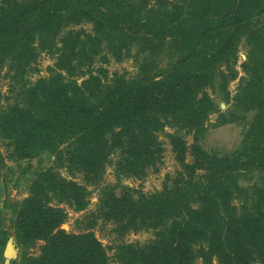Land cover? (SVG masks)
<instances>
[{"label":"trees","instance_id":"trees-1","mask_svg":"<svg viewBox=\"0 0 264 264\" xmlns=\"http://www.w3.org/2000/svg\"><path fill=\"white\" fill-rule=\"evenodd\" d=\"M84 25L89 30L73 29ZM133 49L164 55L168 64L159 70L136 61L133 78L104 67L131 58ZM38 51L54 63L46 78L20 83L0 107L8 150L0 166L5 158L18 164L53 153L68 172L97 184L111 156L116 171L142 178L160 159L158 133L166 127L191 134L192 144L168 134L181 171L149 195L101 188L78 234L60 229L61 206L85 210V186L40 171L28 196L9 207L18 264H111L90 232L97 220L113 223L120 236L154 233L146 244H117V264H264V0H0V73L15 80ZM237 68L243 75L231 98ZM209 91L232 102L219 123L255 113L226 159L198 144L215 112ZM37 242L43 245L31 256Z\"/></svg>","mask_w":264,"mask_h":264},{"label":"rangeland","instance_id":"rangeland-1","mask_svg":"<svg viewBox=\"0 0 264 264\" xmlns=\"http://www.w3.org/2000/svg\"><path fill=\"white\" fill-rule=\"evenodd\" d=\"M83 28L89 30V26H76L73 29L78 30ZM246 47L243 43L239 44L238 48V65L245 59ZM131 58H124L120 62L110 60L104 67L110 72H118L125 74L127 78H133L138 72V66L136 61L146 62L150 64V67H155L160 70L168 64V60L164 55L148 56L146 54L136 55L135 49L131 52ZM163 54H166L165 52ZM137 57V60L135 58ZM54 59L48 53L38 51L33 62H31L23 71H16L14 76L15 80L7 75L5 69L2 68L0 73V107L5 106L7 101H12L16 98L20 83L31 84L39 78H46L49 74L48 69L53 66ZM238 77L228 84V90L230 97H234L239 79L242 77L241 70L237 68ZM80 82V80L78 81ZM209 94L210 91H209ZM211 98L215 103V112H212L208 116L206 122V131L199 138L198 144L204 152L219 159L229 158L236 150L240 148L243 138L244 130L247 124L254 116V112H248L245 114H237V122L222 124L218 122L220 113L228 114V111L232 108V102L225 103L219 96V94H211ZM180 136L187 147L192 144L191 134L185 131H176L169 127L158 133V139L162 144L163 152L156 166L147 170L146 174L142 178H132L121 174L115 170L113 163L116 160L115 156L110 157V161L107 163L100 181L97 184H90L83 180V175L76 170L72 173L67 171L66 162H61L56 158L53 153L42 152L37 157L24 160L16 164L14 161L5 160L3 165L0 166L2 172V180L7 183L9 194L13 195V198L19 196H28V188L34 177L42 170L51 169L56 174L73 180L81 185L85 186L87 191V207L85 210L75 212L73 209L62 205L66 214L65 229L68 233L78 234L83 232V226L86 223H81L82 219L88 216L90 213L96 212L98 205V198L101 188L105 186H112L115 193H119L120 190L126 188L136 193H143L149 195L162 190L165 183L169 182L174 177L175 173L181 171L182 166L176 160L175 154L172 151L171 146L167 138L168 134H176ZM0 152L4 157L7 156L8 150L4 146V143L0 140ZM192 160V155L188 152L185 156V162L189 163ZM10 171H8V170ZM248 179L253 180L252 177ZM17 198V197H16ZM61 229V227H60ZM92 234L97 238L101 245L105 248L106 254L111 261V264H117L115 262L114 248L119 243H126L132 245H142L149 243L153 239V231L148 229H142L138 231H131L125 235L120 236L114 230V224L111 222H104L97 220L95 227L90 230ZM13 244L14 256L9 261V264H18L22 251L16 246L15 240ZM43 242H37L30 249L28 254L36 256L39 253L40 246ZM212 264H216L215 262Z\"/></svg>","mask_w":264,"mask_h":264},{"label":"crops","instance_id":"crops-1","mask_svg":"<svg viewBox=\"0 0 264 264\" xmlns=\"http://www.w3.org/2000/svg\"><path fill=\"white\" fill-rule=\"evenodd\" d=\"M1 170L2 169H0V264H4L3 253L6 245L9 241H12L14 243V238L10 230L12 213L9 207L11 206V204L21 201L23 198H25V196L19 198V196L16 195L17 198H13V195L9 194L7 183L1 178Z\"/></svg>","mask_w":264,"mask_h":264},{"label":"water","instance_id":"water-1","mask_svg":"<svg viewBox=\"0 0 264 264\" xmlns=\"http://www.w3.org/2000/svg\"><path fill=\"white\" fill-rule=\"evenodd\" d=\"M65 225L63 224L61 226V229H65ZM14 251H13V244L12 241H9L6 245V248L4 250L3 256H4V264H9L10 259L12 258V256H14Z\"/></svg>","mask_w":264,"mask_h":264}]
</instances>
